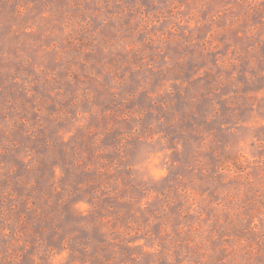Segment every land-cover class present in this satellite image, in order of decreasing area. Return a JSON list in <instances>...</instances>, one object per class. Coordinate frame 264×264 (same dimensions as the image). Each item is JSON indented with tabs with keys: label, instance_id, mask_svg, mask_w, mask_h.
Instances as JSON below:
<instances>
[{
	"label": "rangeland",
	"instance_id": "1",
	"mask_svg": "<svg viewBox=\"0 0 264 264\" xmlns=\"http://www.w3.org/2000/svg\"><path fill=\"white\" fill-rule=\"evenodd\" d=\"M0 264H264V0H0Z\"/></svg>",
	"mask_w": 264,
	"mask_h": 264
},
{
	"label": "trees",
	"instance_id": "2",
	"mask_svg": "<svg viewBox=\"0 0 264 264\" xmlns=\"http://www.w3.org/2000/svg\"><path fill=\"white\" fill-rule=\"evenodd\" d=\"M100 173L99 172H97V176L99 175ZM94 184H95V181H94Z\"/></svg>",
	"mask_w": 264,
	"mask_h": 264
}]
</instances>
